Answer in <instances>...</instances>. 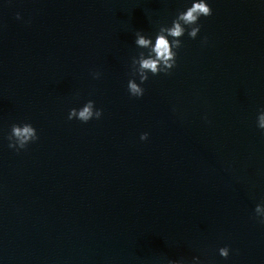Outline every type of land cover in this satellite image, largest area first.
<instances>
[{"label": "water", "instance_id": "1", "mask_svg": "<svg viewBox=\"0 0 264 264\" xmlns=\"http://www.w3.org/2000/svg\"><path fill=\"white\" fill-rule=\"evenodd\" d=\"M192 2L0 0V264H264V0H206L128 91L136 32ZM88 100L102 116L69 120Z\"/></svg>", "mask_w": 264, "mask_h": 264}, {"label": "clouds", "instance_id": "2", "mask_svg": "<svg viewBox=\"0 0 264 264\" xmlns=\"http://www.w3.org/2000/svg\"><path fill=\"white\" fill-rule=\"evenodd\" d=\"M212 9L206 0H193L191 6L186 10L179 11L175 19H173L171 26H161L155 36L153 43L152 38L142 34L141 31L136 32L135 44L143 49H147V54L143 51L139 52L138 56L133 57L132 66H135L133 76L138 75L140 83L136 82L135 78L128 80V91L132 96L141 97L144 94L145 89L141 86L148 80V73L153 75L159 73L168 74L169 71L176 64L177 52L175 49H179L182 46V42L179 39L186 31L191 38H195L200 31V25L197 23L201 16H210ZM169 37H172L170 40ZM95 76H99V73H95ZM94 101L88 100L79 109L72 108L69 111L68 119H79L82 122H87L93 117L99 119L102 116L103 110L94 107ZM257 124L260 129H264V110L260 111L257 119ZM148 133H142L141 139H147ZM38 139L37 131L31 123L18 124L14 123L11 126V132L8 136L9 147L16 148L17 150L23 149L30 141ZM264 205L257 204L255 213L257 216L262 217L261 223H264ZM219 254L222 257L227 258L229 255V248L227 246L219 249ZM197 259L198 258H194ZM168 264H179L176 260H169Z\"/></svg>", "mask_w": 264, "mask_h": 264}]
</instances>
